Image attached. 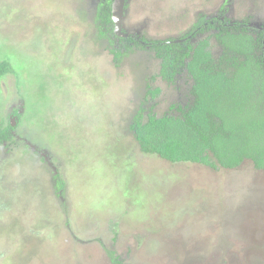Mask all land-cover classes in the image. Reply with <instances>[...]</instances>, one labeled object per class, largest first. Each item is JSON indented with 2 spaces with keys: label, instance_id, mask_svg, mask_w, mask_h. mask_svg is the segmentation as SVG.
Wrapping results in <instances>:
<instances>
[{
  "label": "rangeland",
  "instance_id": "rangeland-1",
  "mask_svg": "<svg viewBox=\"0 0 264 264\" xmlns=\"http://www.w3.org/2000/svg\"><path fill=\"white\" fill-rule=\"evenodd\" d=\"M106 1L0 0V61L15 70L0 79V264H264L263 170L138 148L136 111L169 114L188 80H148L162 91L145 103L159 60L99 32ZM209 20L264 30V0H126L122 26L137 41L206 39L216 64L215 30L193 31Z\"/></svg>",
  "mask_w": 264,
  "mask_h": 264
},
{
  "label": "trees",
  "instance_id": "trees-1",
  "mask_svg": "<svg viewBox=\"0 0 264 264\" xmlns=\"http://www.w3.org/2000/svg\"><path fill=\"white\" fill-rule=\"evenodd\" d=\"M111 3L107 0L100 5L97 20L99 32L112 38ZM216 23L217 27L210 24L208 28L216 29L214 37L223 48L219 62L226 58L225 66L209 61L206 39L194 46L187 40H139L159 60L157 73L144 80L148 88L144 102L162 91L160 87L151 88L148 80L158 78L174 85L180 73L188 80V98L181 106L170 105L169 114L161 116L152 107L138 109L129 130L141 152L155 154L170 163L233 169L249 159L256 169L264 171V51L255 48L262 45L264 30H248L242 24L223 20ZM252 31L257 32L256 37H252ZM126 40L133 42L135 38L128 36ZM135 45L143 47L137 40ZM112 53L121 55L118 51ZM14 71L7 61H0V79ZM113 264L122 263L113 258Z\"/></svg>",
  "mask_w": 264,
  "mask_h": 264
},
{
  "label": "flooded vegetation",
  "instance_id": "flooded-vegetation-1",
  "mask_svg": "<svg viewBox=\"0 0 264 264\" xmlns=\"http://www.w3.org/2000/svg\"><path fill=\"white\" fill-rule=\"evenodd\" d=\"M126 4V3H125ZM208 22V23H207ZM207 22H204L203 23V25H199V26H197L198 24H196L195 26H197V27H195L194 29H195V31H197V30H199L200 28H201V26H204V25H212V24H214V26L215 27H217V23H216V20H209V21H207ZM242 26H244V24L242 25ZM123 27V26H122ZM261 29V28H260ZM215 30V32H216V29H214ZM125 30L122 28V32L125 34V36L124 37H118V36H116L115 34H114V32L112 31V36H113V38L115 37V38H117L118 40L119 39H124L123 41H120V42H122V43H127V37H128V35L124 32ZM194 31V30H193ZM215 32H214V34H215ZM129 36H131V35H129ZM182 41H179V40H174L173 42H175V43H182L183 41H186L187 40V43H189V39H188V35L187 36H185V37H183L182 39H181ZM140 44L142 43L141 41H138ZM135 43H136V39H135V41H133V42H128V45H135ZM261 43H262V45L261 46H255V48H256V50L259 52V49L258 48H261L263 51H264V39H262L261 40ZM190 44V43H189ZM197 44V43H196ZM195 44V45H196ZM206 47H207V45H206ZM257 52V53H258ZM209 55H210V59H209V61H212V63L214 64V61L213 60H211V59H213L212 58V56H211V54L209 53ZM222 57V56H221ZM220 63H222L223 65H224V63H226L224 60H222V62H217L216 63V65L217 64H220ZM222 65V66H223ZM185 69H183V71H184ZM20 109L19 110H16V109H14V110H16L15 112V114H13V116L16 118V120H14L13 121V118H12V115H10V117H9V125H10V127H8L9 129H15L16 131H18V129H19V127H18V122L19 121H21L22 120V114L24 113V110H25V108L23 107V106H21V107H19ZM12 121L14 122L13 124H11L12 123ZM15 124H17V125H15ZM4 155H8V154H4Z\"/></svg>",
  "mask_w": 264,
  "mask_h": 264
},
{
  "label": "water",
  "instance_id": "water-1",
  "mask_svg": "<svg viewBox=\"0 0 264 264\" xmlns=\"http://www.w3.org/2000/svg\"><path fill=\"white\" fill-rule=\"evenodd\" d=\"M126 0H112L111 3V20L113 22V32L118 37H124L122 32V19L124 14ZM14 122L12 121L11 124Z\"/></svg>",
  "mask_w": 264,
  "mask_h": 264
}]
</instances>
